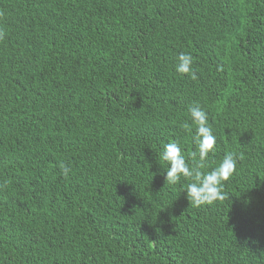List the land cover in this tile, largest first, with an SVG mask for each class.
I'll return each mask as SVG.
<instances>
[{
	"label": "trees",
	"instance_id": "1",
	"mask_svg": "<svg viewBox=\"0 0 264 264\" xmlns=\"http://www.w3.org/2000/svg\"><path fill=\"white\" fill-rule=\"evenodd\" d=\"M0 31V264H264V0H0ZM197 104L203 170L243 154L200 207L159 160L199 161Z\"/></svg>",
	"mask_w": 264,
	"mask_h": 264
},
{
	"label": "clouds",
	"instance_id": "2",
	"mask_svg": "<svg viewBox=\"0 0 264 264\" xmlns=\"http://www.w3.org/2000/svg\"><path fill=\"white\" fill-rule=\"evenodd\" d=\"M4 38V33L0 31V39ZM178 63L176 71L180 74H188L192 79H197L196 71L192 65L194 58L190 53H180L177 57ZM189 113L196 127L194 137L199 161L190 163L183 153L180 144L176 141L169 142L163 146V151L159 154V160L167 165L164 169L166 184H177L182 178L190 179L187 184L186 193L190 206L200 207L211 205L217 200L224 199V182L229 180L237 170L239 160L243 159V154L237 156L235 153H226L219 164L210 171H204L209 154L214 151L217 138L208 122L207 112L198 104L189 109ZM62 174L67 177L71 169L61 164Z\"/></svg>",
	"mask_w": 264,
	"mask_h": 264
}]
</instances>
